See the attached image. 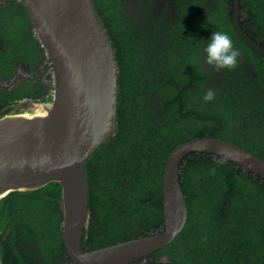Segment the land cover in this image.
<instances>
[{
  "label": "trees",
  "instance_id": "16d2710c",
  "mask_svg": "<svg viewBox=\"0 0 264 264\" xmlns=\"http://www.w3.org/2000/svg\"><path fill=\"white\" fill-rule=\"evenodd\" d=\"M122 1L92 0L114 49L119 94L116 132L84 165L85 250L162 226L164 161L177 144L210 134L264 159V56L236 31L233 0H214L221 12L208 14L195 11L198 0H174L173 14L164 11L165 4L151 13V0L135 9L130 0V11ZM239 4L242 30L264 46V0ZM213 31L226 32L239 49L235 67L215 70L204 62ZM42 51L23 3L11 0L1 7L0 73L9 75L10 62L21 54L43 59ZM47 87L21 96L46 101ZM207 89L215 96L204 101ZM179 180L188 210L184 227L150 260L128 264H264V177L225 158L190 152L180 163ZM61 220L57 181L2 197L0 264H55V257L75 264L63 244ZM164 254L168 262L161 263Z\"/></svg>",
  "mask_w": 264,
  "mask_h": 264
},
{
  "label": "water",
  "instance_id": "95a60500",
  "mask_svg": "<svg viewBox=\"0 0 264 264\" xmlns=\"http://www.w3.org/2000/svg\"><path fill=\"white\" fill-rule=\"evenodd\" d=\"M8 0L7 3H10ZM35 38L48 57L54 94L43 114L0 117V199L11 191L61 185L62 239L75 264H128L168 245L182 230L187 204L180 163L190 152L225 158L264 177V159L212 136L193 137L166 156L162 173V226L147 235L90 250L82 247L88 223V157L116 132L118 65L107 30L92 0H19ZM5 4H0V7ZM239 0H233L236 31L264 56V46L240 26ZM32 103L24 104L31 107ZM168 256H163V262Z\"/></svg>",
  "mask_w": 264,
  "mask_h": 264
},
{
  "label": "flooded vegetation",
  "instance_id": "af4514ba",
  "mask_svg": "<svg viewBox=\"0 0 264 264\" xmlns=\"http://www.w3.org/2000/svg\"><path fill=\"white\" fill-rule=\"evenodd\" d=\"M3 1H4L3 4H5V6L3 7H6L9 4L7 3L8 0L6 1L3 0ZM119 2L122 4L124 1L117 0V4ZM125 2L127 8L130 11V0H125ZM141 2H143V0H140L139 2H137V0H132L131 3H133L132 4L133 9H135ZM197 3L200 4L197 5L195 9V11L197 12L198 9H201L202 11H206V14H208L212 10H217V13L221 12V8L219 5L214 6V4L217 3L214 0H203L202 2L201 0H198ZM162 4H165L164 11H167L169 14L170 13L173 14L175 12L173 8L174 0H151V2L149 3L151 13H155L158 9H160L162 7ZM225 5L229 6L228 2H226ZM42 54L44 55L43 59H39L34 56H25V54H21L17 59H14L10 62L11 64L9 66L10 68L9 75L0 73V90L7 91V92L4 91L0 92V101L2 102V104L0 105V117L5 115L22 114L26 112L25 110L34 107V105L40 101L34 100L33 98L30 97V95L31 94L35 95L38 92L42 91L45 85L46 87L48 85V87L45 88L44 98H48L46 95L49 89L53 86V79H52L51 70L47 68L49 59L44 53V50L42 51ZM47 75H49L50 78H48ZM22 93L30 94V95L21 96ZM47 100L44 101V103L48 102ZM26 103H32L33 105L31 104L32 105L31 107L30 106L24 107V104ZM88 222H89V218H88ZM33 223H35V221H33ZM91 224H94V222H91ZM59 226L61 228V222H59ZM87 226L88 223L85 228H87ZM87 231L89 232L90 230L87 229ZM9 233H10V227L8 226L7 229L5 230V236ZM5 236L2 238L3 240L5 239ZM14 242L16 243L17 240L15 239ZM30 244H28L30 248L35 247L34 244L31 245ZM164 255L159 257L161 263L166 262V261L163 262ZM61 256L65 258L64 254H62ZM61 263L68 264L66 262H62L59 257H55V264H61Z\"/></svg>",
  "mask_w": 264,
  "mask_h": 264
},
{
  "label": "clouds",
  "instance_id": "9594fccd",
  "mask_svg": "<svg viewBox=\"0 0 264 264\" xmlns=\"http://www.w3.org/2000/svg\"><path fill=\"white\" fill-rule=\"evenodd\" d=\"M204 62L212 66L215 70L231 69L237 64L240 55L239 49L235 48L231 37L222 31H213L207 38V43L203 48ZM213 89H207L202 96L204 101L214 99Z\"/></svg>",
  "mask_w": 264,
  "mask_h": 264
},
{
  "label": "built area",
  "instance_id": "2783aa9c",
  "mask_svg": "<svg viewBox=\"0 0 264 264\" xmlns=\"http://www.w3.org/2000/svg\"><path fill=\"white\" fill-rule=\"evenodd\" d=\"M53 94H54V88H53V86H52V87L49 89V91L47 92V95H46V96L48 97L49 100H51L52 97H53ZM40 105H44V101L37 102V103L34 105V107L25 110L26 112H24V113H22V114L33 115L34 112H35V111H34V110H35V107H36V106H40Z\"/></svg>",
  "mask_w": 264,
  "mask_h": 264
},
{
  "label": "bare ground",
  "instance_id": "6f19581e",
  "mask_svg": "<svg viewBox=\"0 0 264 264\" xmlns=\"http://www.w3.org/2000/svg\"><path fill=\"white\" fill-rule=\"evenodd\" d=\"M45 112L44 105H40L39 109L34 114H43Z\"/></svg>",
  "mask_w": 264,
  "mask_h": 264
},
{
  "label": "rangeland",
  "instance_id": "374dc122",
  "mask_svg": "<svg viewBox=\"0 0 264 264\" xmlns=\"http://www.w3.org/2000/svg\"><path fill=\"white\" fill-rule=\"evenodd\" d=\"M38 109H39V106H36L34 111L36 112Z\"/></svg>",
  "mask_w": 264,
  "mask_h": 264
}]
</instances>
